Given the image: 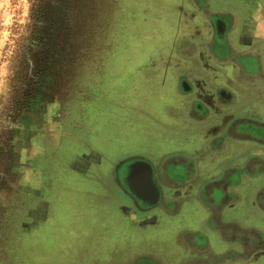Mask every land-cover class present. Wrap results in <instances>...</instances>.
Returning <instances> with one entry per match:
<instances>
[{
    "label": "rangeland",
    "instance_id": "obj_1",
    "mask_svg": "<svg viewBox=\"0 0 264 264\" xmlns=\"http://www.w3.org/2000/svg\"><path fill=\"white\" fill-rule=\"evenodd\" d=\"M189 3L0 0V264H169L149 238L181 230L227 249L211 230L202 189L198 201H178L175 216L161 203L142 214L108 181L118 161L186 153L181 143L197 135L169 118L164 107L175 98L168 88L153 94L143 71L157 66L147 57L190 31ZM89 178L102 186L90 198L78 192ZM171 193L162 189L163 202ZM242 205L239 226L263 231L264 215L244 221L253 208Z\"/></svg>",
    "mask_w": 264,
    "mask_h": 264
},
{
    "label": "crops",
    "instance_id": "obj_2",
    "mask_svg": "<svg viewBox=\"0 0 264 264\" xmlns=\"http://www.w3.org/2000/svg\"><path fill=\"white\" fill-rule=\"evenodd\" d=\"M183 1H189L191 5L190 31L173 39L168 51L157 50L153 53L154 58L147 57L150 64L157 59L158 68L152 67V64L151 69L149 66L145 68L144 79L153 80V94L169 89L168 94L175 99L172 98L164 107L165 113L169 118L181 119L184 126L197 134L193 138H185V143L180 145L186 156L177 159L179 162L184 157L192 160L197 176L182 186L184 193L176 195L177 201H198L201 189L206 188L205 198L211 202V211L207 216L211 222L209 226L222 241L220 243L229 246L225 251L212 250L205 238L206 233L194 236L183 230L165 241L158 237L149 239L153 240L155 253L165 259L170 246H176L180 252L189 253L192 250L193 260L208 258L213 264H245L239 258L247 257L255 260L253 264H262L264 230L258 232L253 227H240L238 223L245 222H239L241 219L237 214L243 210L240 205L245 207L246 203L253 208V212L250 210V214L245 210L244 221H250L256 212L264 215V5L260 0H219L218 3H208L209 0ZM142 50L140 48L136 52ZM175 56H178V61L174 60ZM219 91H222L220 98L225 97L232 104L231 108H228V103L227 106H214L216 109L208 107L206 101L215 103ZM196 101L207 107L199 118L193 110ZM247 125L261 128L260 135L255 134L258 141L249 137ZM188 151H191L190 154ZM175 153L183 154L174 151L158 159H149L161 160ZM81 157L85 161L86 157ZM95 162H90V167L93 165L106 170L101 160ZM258 173L262 177H256ZM77 174L84 177L79 172ZM88 180L84 179L85 187L78 192L82 196L88 194L90 198V190L101 192L102 186L95 180ZM108 181L115 196L125 202V195L111 183V178ZM94 182L99 188L92 187ZM210 192L215 201L209 198ZM105 194L102 197L104 200ZM128 204L133 213L143 214L152 209L141 211L132 203ZM180 208L181 203L169 214L175 216ZM121 209L124 213V207ZM151 221L149 218L150 227L155 224ZM208 221H205L207 225ZM259 247L261 251L256 250ZM162 252L168 253L164 255Z\"/></svg>",
    "mask_w": 264,
    "mask_h": 264
},
{
    "label": "flooded vegetation",
    "instance_id": "obj_3",
    "mask_svg": "<svg viewBox=\"0 0 264 264\" xmlns=\"http://www.w3.org/2000/svg\"><path fill=\"white\" fill-rule=\"evenodd\" d=\"M260 2L264 5V0H260ZM221 92L222 91L218 92L215 103L210 102V100L206 101L208 107L216 109V107L214 106L226 105L228 103L225 97H223V99L220 98ZM228 106V108H231L232 104L228 103ZM193 110L199 118L207 111V107L200 101H196L193 104ZM247 130L250 133L249 137L252 140L255 139V141H258L259 138L257 137V139L255 137V134L256 136H258V134L260 135V132L262 131L261 128L255 127L254 125H247ZM183 156H186V154L183 155L181 153H175L174 156L162 158L161 160H147L143 157L129 156L117 162V164L114 166V170L112 171V175L109 178H111V183L115 185L116 189L128 198V201H130L129 203H132L137 209L141 211L150 210L151 208L160 205V203L163 204V208L165 209L173 206L175 207L178 204L176 195L184 193V189H182V186H184L185 183L193 180V178L197 176V169L194 166L192 160L184 157L179 162L178 157ZM136 161H142L149 166L151 170V180L148 179L149 171L145 166L140 167L139 165H136L135 168L129 167L132 162ZM131 175L136 182L138 181L140 183L138 187H136V193H138L142 197V199H144V201H141V203H137L133 199V195L130 194V191L128 189V178ZM255 176L262 177V175H259V173ZM149 181L153 182V184L155 185V191L158 192L159 197L157 204L148 208L149 204L147 202L152 201V198L156 192L151 187L147 189L141 188V190L139 189V187ZM164 187L171 188L173 193L169 194V196L167 195V199H165V201L163 202L164 198L162 189ZM181 190L182 192L180 193ZM205 190L206 188L202 189V195H205ZM212 192H210L209 196L211 197V200L213 198V201H215V197L213 196ZM259 248H256V250L261 251V247ZM173 249L171 248L170 252L166 256V259L170 264H185L186 262H191L192 264H213L208 258L207 260H193L194 257L191 254L192 250H189V253H184L180 252L181 250L179 249V247L175 246L173 247Z\"/></svg>",
    "mask_w": 264,
    "mask_h": 264
},
{
    "label": "water",
    "instance_id": "obj_4",
    "mask_svg": "<svg viewBox=\"0 0 264 264\" xmlns=\"http://www.w3.org/2000/svg\"><path fill=\"white\" fill-rule=\"evenodd\" d=\"M140 166V167H146L147 168V170L149 171V176H148V179L149 180H151L150 179V177H151V170H150V168H149V166L146 164V163H144V162H142V161H136V162H132L130 165H129V167H131V168H135V166ZM145 168V169H146ZM128 183H129V187H128V189H129V191H130V194L131 195H133V199L138 203V202H140L141 203V201H144V199H142V197L138 194V193H136V187H138V185L140 184L138 181L136 182L133 178H132V175L128 178ZM153 188V190L155 191V185L153 184V182H151V181H149V182H147V183H145L144 185H141L140 187H139V189L141 190V188H143V189H147V188ZM156 192V191H155ZM158 197H159V194H158V192H156L155 193V195L153 196V198H152V201L150 202V201H148L147 203L149 204L148 205V208L149 207H152V206H155L156 204H157V201H158Z\"/></svg>",
    "mask_w": 264,
    "mask_h": 264
},
{
    "label": "trees",
    "instance_id": "obj_5",
    "mask_svg": "<svg viewBox=\"0 0 264 264\" xmlns=\"http://www.w3.org/2000/svg\"><path fill=\"white\" fill-rule=\"evenodd\" d=\"M46 63H47V62H46ZM46 63H45V64H46ZM51 72H52V71H51ZM34 73H35V77L37 78L38 75H39V71L35 70Z\"/></svg>",
    "mask_w": 264,
    "mask_h": 264
}]
</instances>
